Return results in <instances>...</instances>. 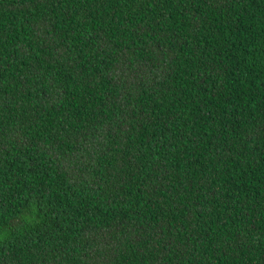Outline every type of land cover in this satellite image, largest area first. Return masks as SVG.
I'll list each match as a JSON object with an SVG mask.
<instances>
[{"label":"trees","instance_id":"obj_1","mask_svg":"<svg viewBox=\"0 0 264 264\" xmlns=\"http://www.w3.org/2000/svg\"><path fill=\"white\" fill-rule=\"evenodd\" d=\"M0 264H264V0H0Z\"/></svg>","mask_w":264,"mask_h":264},{"label":"clouds","instance_id":"obj_2","mask_svg":"<svg viewBox=\"0 0 264 264\" xmlns=\"http://www.w3.org/2000/svg\"><path fill=\"white\" fill-rule=\"evenodd\" d=\"M6 235H7V233H2V232H0V239H3L4 236H6Z\"/></svg>","mask_w":264,"mask_h":264}]
</instances>
